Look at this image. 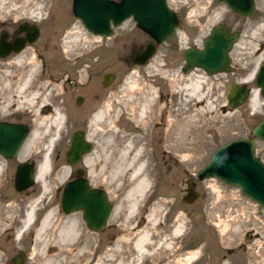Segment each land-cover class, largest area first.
I'll use <instances>...</instances> for the list:
<instances>
[{
    "label": "rangeland",
    "instance_id": "rangeland-1",
    "mask_svg": "<svg viewBox=\"0 0 264 264\" xmlns=\"http://www.w3.org/2000/svg\"><path fill=\"white\" fill-rule=\"evenodd\" d=\"M19 3H28L31 7L38 5L35 0H1L0 13L15 11L11 6ZM168 3L178 16L177 30L166 42L158 44L154 55L150 57L151 64L162 68L160 74L163 76L156 74L157 68L152 66L140 72L136 68L132 69L134 72L128 70L126 56H130L149 40L132 20L116 28L114 36L103 37L100 72H114L117 75V84L112 88L111 97H108V91L104 99L105 107L104 104L103 107L99 106L105 112L103 121L89 118V124L84 127L79 122L62 124L56 133L51 115L59 109L63 116V109L59 105L63 103L61 99L64 95L55 98L53 93L60 92V85L55 87L54 84H48L47 79L39 77L40 68L34 54L27 53L21 64L13 63L4 67L3 72L0 71V118L6 119L18 113L30 125L25 143L29 139L32 142L27 156L21 158L23 145L16 161L29 158L40 161L49 140L54 138L49 160L57 166L54 172L46 175L45 190L40 182L35 181L32 187L18 195H15L12 184L5 182V174L1 169L0 185L4 183L1 187L12 198L3 202L0 196V264L12 258L19 249L28 251L26 264H41L46 258L58 264H115L119 260L127 262L129 259L132 264H155V258L163 251L158 242H163L168 224L174 227L182 221L186 226L191 223L194 225V233L188 238L186 233L184 242H194L190 250L197 252L192 258L195 264H264V207L243 195L236 186L227 185L217 178L201 181L196 177L198 170L217 147L231 139L252 137V128L264 119V97L259 90V101L254 106L249 98L240 106L232 108L226 97L231 83H243L241 80L247 78L253 69L256 71L260 65H264V51L253 36L257 24L263 18L259 10L260 0H255L251 17L232 12L219 0H168ZM65 9L68 10L64 19L67 31L76 30L80 33L79 38H82L81 42L76 43L77 51L69 54L83 52L84 44L91 42V35L71 14L70 3ZM219 12L221 15L215 18ZM218 23L240 32L229 54L230 70L206 75L202 69L194 68L189 74L182 73L180 67L184 64L183 51L190 46L201 47L202 39ZM68 43L67 49L73 42ZM78 61L75 66L86 62L84 57ZM144 70H148L147 73ZM200 76H204L200 87L193 91L185 88L190 80L196 82ZM77 78L79 81L85 79L83 73ZM72 79H75L74 75ZM245 83L255 89L253 78ZM157 92L163 96H172L173 103L168 99L167 102H157ZM149 94L154 97L153 103L156 106L151 105L150 116L143 119L138 112ZM31 96L34 98L28 104L26 100ZM129 96L133 99L131 109L128 107ZM43 104L51 107L49 113H42ZM132 119L143 123L133 133L138 135L132 139L142 150L139 160L144 163L143 174L149 184L142 196H135L136 209L128 211L131 200L127 192L133 188V183L125 182L117 188L111 181L110 171L122 144V138L118 136L131 134L134 128ZM107 127L111 129L104 134L103 130ZM34 128H37V133L32 135ZM78 128H86L90 142L93 143L92 151L87 154L92 157L89 182L91 186L102 187L113 204L108 226L103 233L87 229L80 211L65 217L58 211V188L74 176L72 168L82 167L81 162L75 165L65 162L70 135ZM113 129L118 130L114 139ZM151 136L156 147L152 143L150 145ZM59 141L61 145H58ZM151 148L158 152L166 150L167 153H159L161 156L155 159ZM111 151L114 162L108 165L106 173L101 174L102 159ZM57 152L59 157L56 158ZM255 155L264 162V141H255ZM174 158H177L176 162ZM189 179L195 183V191L198 193L191 203L183 200L189 193ZM31 205L35 207L34 215L41 210H45V213L53 210L50 228L39 239L41 241L34 238V230L38 226L34 224L15 238L20 222ZM66 218L76 223L78 234L69 242L61 244L54 230L57 231ZM143 231H148L150 241L146 245V254L137 259L132 244ZM180 238L174 237L171 241ZM116 244H119V251L112 257V247Z\"/></svg>",
    "mask_w": 264,
    "mask_h": 264
},
{
    "label": "water",
    "instance_id": "water-1",
    "mask_svg": "<svg viewBox=\"0 0 264 264\" xmlns=\"http://www.w3.org/2000/svg\"><path fill=\"white\" fill-rule=\"evenodd\" d=\"M237 14L251 17L255 0H219ZM72 11L83 27L92 35L112 37L116 28L131 19L135 25L151 37L144 49L134 53L133 63L143 64L156 51V45L167 41L175 32L178 16L170 8L168 0H73ZM240 36L239 31L225 24L214 25L202 39L201 47L191 46L184 50V74L200 68L208 75L230 70V51ZM112 77L104 76L106 80ZM254 86L264 97V65H260L254 76ZM245 83L233 82L228 86V105L236 108L243 104L251 93ZM29 134V126L23 123L0 119V156L6 159L17 157ZM264 141V119L252 128V137L232 139L219 146L210 159L198 170L197 179L217 178L228 185L236 186L240 192L264 207V162L255 156V140ZM91 151V143L82 133H74L70 147L66 150V162L74 165L82 155ZM189 193L183 200L191 203L198 193L195 183L189 179ZM35 183L33 167L28 162L18 164L14 177V188L22 192ZM61 206L65 213L83 210V219L92 231L101 229L113 209L102 189L90 188L88 180L77 170L76 178L65 183ZM18 264V256L13 259Z\"/></svg>",
    "mask_w": 264,
    "mask_h": 264
},
{
    "label": "flooded vegetation",
    "instance_id": "flooded-vegetation-1",
    "mask_svg": "<svg viewBox=\"0 0 264 264\" xmlns=\"http://www.w3.org/2000/svg\"><path fill=\"white\" fill-rule=\"evenodd\" d=\"M6 1L7 0H5V2ZM35 1H38V5H36L35 7L28 6L27 5L28 3H25L24 5L22 3H19L17 5L11 6V8L14 9L15 11L6 10V12L0 13V71L3 72L4 67H6L7 65H12L13 63L21 64L22 62L25 61V58L27 57V53H33L37 59V64L40 68L39 77L44 80L47 79V83L50 85L54 84L55 87H58V85H60V92L56 91V93H53V96L55 98L56 96L57 98L58 97L61 98V95H64V98L61 99L63 103L59 105L63 109V124L67 125V124H73L79 122L83 125V127L84 125L87 126L89 124V118H93L94 114L98 110H100L99 106L103 107L105 95L107 94V92L109 91L108 97H111L112 88H115L117 84L116 73L100 72L101 70L100 66L103 59V54L101 52L104 47L102 42L103 37L94 36L88 32L91 35V42L84 44L85 50L80 53L77 52L75 54L68 55L66 53L67 50L63 44L64 40L68 41L67 38L66 39L64 38L69 34V31H67V28L65 27L64 19H65V15L68 14L67 12L68 10L65 8L69 3H70V11L71 14L73 15V11H72L73 0H35ZM34 15L35 17H33ZM146 35L149 37V40L146 41L143 44V46L140 47L137 51H134L130 56H126L125 63L128 65V70L131 72L135 71L132 70L133 68H136L138 72L142 71V69L149 68L151 66L154 68H158L156 65L150 63V58L147 59L143 64L133 63L132 56L134 55V53L142 51L144 49L145 44L152 40L148 34ZM97 37H99V39ZM79 47L82 46L80 45ZM82 57L85 58L86 62H82L81 65L79 63L78 66H75L79 62L78 60L81 59ZM18 58L20 59V61H17ZM72 58H74V60ZM183 65L184 64H182L180 67L181 72ZM82 66L84 68H82ZM144 71L146 72L147 70ZM81 73H83L85 77L83 81H79L77 78ZM106 74H110L112 75V77L109 80H106L107 85L105 86L104 76ZM156 74H158L159 76H163V74H159L157 72ZM73 75L75 76V79H72ZM52 87L54 88V86ZM52 87L51 89H53ZM247 87L251 89V87H249L248 84ZM78 91L81 92L79 93ZM156 94L158 96L157 99H155L157 102H160L162 100L164 102L166 100L167 102L168 99L171 103H173L172 96L169 97L168 95L163 96V94L160 92H157ZM49 111H51V107L49 106H45L42 108V113H49ZM23 118L24 117H22L21 114L15 113L12 117L10 116L9 118L6 119H1V118L0 119L9 122L23 123L30 126L29 123L22 120ZM77 132H81L84 140L90 142L87 129L78 128L71 133L68 148L70 147V142L73 134ZM151 140H152V136L150 138V141ZM90 143H91V151H92L93 143L92 142ZM151 143L152 141L150 142V145ZM58 145H61L60 141L58 142ZM152 146L156 147L153 145V143ZM151 149H152L151 150L152 156L155 159L159 158V155L161 156V154H163L164 151H165L164 154L167 153L166 150H162L158 152L153 150L154 148ZM56 150H58V147H56ZM87 154L88 153L83 154L80 160V162L82 163V167L75 166L74 168H72V172L74 176H72L69 180L65 181L63 185L60 188H58V192L60 193V200L65 183L76 178L75 172L77 170H80L82 172V176L85 177L89 182V169H86V166H84L82 162ZM55 155L56 158L59 157L58 152ZM0 159L3 160L2 162L0 161V163H2L3 165L0 167V172L1 169L4 171V174L6 176V177L4 176L5 182L12 184L13 191L16 192L15 195L21 194L25 190L22 192H18L14 188V177L18 168V164L21 162H28L32 165L33 171L35 172L39 160L34 158H29L25 161H16L17 157L13 159H6L1 156ZM176 161L177 158H174V162ZM65 162H66V156H65ZM56 168L57 166H55V164L53 162L51 163L49 160L50 173L54 172ZM2 185H4V183L0 185V196L2 197L1 200H3V202H6L10 200L12 197L10 194L4 192L3 187H1ZM89 185L90 188L92 189L98 188L104 190L102 187L91 186L90 182ZM105 193L109 200L106 191ZM14 203L16 204V202ZM111 205L113 207L112 203ZM58 211L64 217L69 214L64 212L61 206V202L58 206ZM80 212L83 219L84 211L80 210ZM44 215H45V210H41L40 213L34 215V225H39ZM109 218L107 219L106 224L101 229L95 232L103 233L105 227L108 226ZM84 223L86 228L89 229L85 221ZM172 227L173 224H168L166 230L167 234L171 229H173ZM193 233H194V225H192L191 223L187 225V234H188L187 238L191 236V234ZM184 238L185 237L180 238L179 240L180 250L178 254L181 256L189 252L190 249L194 247L193 245L194 242L191 241L189 243H186L184 242L185 240ZM16 256H18V264H26L27 258L29 257L27 250L19 249L12 258L6 260L5 263L3 264H13V259ZM155 264H159V262H156Z\"/></svg>",
    "mask_w": 264,
    "mask_h": 264
},
{
    "label": "bare ground",
    "instance_id": "bare-ground-1",
    "mask_svg": "<svg viewBox=\"0 0 264 264\" xmlns=\"http://www.w3.org/2000/svg\"><path fill=\"white\" fill-rule=\"evenodd\" d=\"M259 10L262 13L263 18L257 24V26L253 32V36L255 37L258 44L260 45V49H262L264 51V0H260ZM220 15H221V12L216 14L215 18H219ZM79 35H80V33H78V31L71 29L69 31V34L64 38V39H66V38L68 39V41H66V40L63 41L64 47L66 48V50H67L66 52L68 55H69V53H73V52L77 51L78 46L76 45V43H79L82 41V38H79ZM68 42H73L70 45L69 49H67V47H69L68 45L70 44ZM17 61H20V59L18 58ZM160 69H162V68H160V67L157 68V73H159V74H160ZM147 71L146 72L144 71V72L147 73ZM191 72L192 71H190V73ZM255 72H256L255 69H253L249 73L248 77L242 79L241 81L248 82V81L252 80V78H254ZM206 75H207V73H206ZM203 77L204 76H200L198 79H196V82H193L192 80H190L189 84L185 88H189L192 91L194 89H197L198 86L200 87V85H201L200 83L204 81L203 79H201ZM150 85H151V83H150ZM130 88H133V87L130 86ZM32 98H34V97L31 96L29 99L26 100L28 102V104L31 103ZM127 100L129 101L128 107H130V109H131L133 99L131 96H129L127 98ZM153 100H154V97L152 95L149 94L146 96V99L144 100L145 102L142 103V106L140 107L139 112H138V115L140 118L145 119V118H148L150 116V111H151L150 106L151 105L156 106V103H153ZM250 100H251L253 106H254V104L258 103L259 96H258V90L257 89H252L251 94H250ZM45 106L46 105L43 104V105H41V108H43ZM104 107H105V104H104ZM104 115H105L104 109H100L94 114L92 119L94 121H97V122L103 121L105 119ZM51 118H52V123L54 124V128L56 130V133H58V131H60L61 125L63 124V116L60 113V110L54 111L53 114L51 115ZM131 122L134 123V128H133V130H131V134H129V135L125 134L122 136H118V137L122 138V141H121L122 144L119 147L120 149L118 150L117 160L115 161L114 164H112V169L110 171L111 181L113 184H115V186H117V188L122 187V185L125 182L132 181V183H133V188L127 192V195L130 197V200H131L129 207H128V211H133L134 209H136L137 204H136L135 196L136 197L138 195L142 196L146 187L149 184L148 180L146 178V175L143 174L144 163L140 162V160H139L142 150L137 145V143H135L132 139L134 136L138 135V134L134 135L133 133L137 132L136 129L141 127L143 125V123H141L140 120L135 121L133 119ZM109 123L112 124V121L110 120ZM39 124H41V123H39ZM110 129L111 128H108V127L105 128L103 130L104 134H106L105 132L110 131ZM112 132H113L112 139H114V136L116 134L118 135V130L116 131L113 129ZM36 133H37V128H34L32 131V135H35ZM28 135H27V137H28ZM127 135L130 137H128ZM27 137H26V140H27ZM109 137H111V136H109ZM53 139L54 138H51L49 140V145H47L46 148L44 149L43 157L38 162L37 168L35 171V181L40 182L42 184V187L44 190L46 189L45 178H46V175L50 172V169H49V152H50V148H51L50 146L53 143ZM31 142H32L31 139H29L26 143L24 142L25 144H23L24 147H23L22 152H21V158H24L27 156V150H28L29 146L31 145ZM111 155H112V151L110 153H108L104 159H102L104 161L100 166L101 174L106 173L107 170L109 169L108 165L111 164V162L112 163L114 162L112 160ZM130 155H132V156L130 157ZM82 162H83V165L88 167L89 171L91 172L92 168H90V165L92 163V157L90 155H87L86 157H84ZM68 165H71V164H68ZM0 167H1V163H0ZM76 172H75V177H76ZM76 211H80V210H76ZM34 212H35V207H34V205H31L27 209V212L25 213L23 219L20 222V228H19V230L16 231L15 238H18L21 235V233L23 231H25L26 228H28L29 226L33 227ZM73 212H75V211H73ZM73 212H70V213H73ZM52 218H53V210H48L45 213L44 217L41 219L37 228H35V230H34V238L36 240H39L40 238H42L44 236V234L47 232V229L50 228ZM61 218H64V217H61ZM149 220H151V219H149ZM185 226H186V224L184 225L183 221L179 222L178 224H176L173 227V229H171L168 232V234L167 233L164 234L165 236L163 238V242L161 240H158L161 242L157 241L159 245L160 244L162 245L161 250H163V251L159 252L160 255H158V257L155 258L157 262H164L165 261L164 264H193L194 263L195 260H193L192 258H194L196 256V254H197L196 251L190 250L189 252L186 253V255L184 257L181 258V255L178 254L179 250H180L179 239L177 241H175V240L171 241V238H174V237L183 238L186 236L187 229H185V233L183 232V229ZM186 228H187V226H186ZM54 232H56V237L59 240V243H61V244H65L66 242H69L72 238H74V236H76L78 234L76 223L73 220L68 219V218L64 219L62 224L58 227L57 231L54 230ZM39 241H41V240H39ZM39 241H38V243H39ZM148 241H150V234L148 233V231L141 232L134 239L133 244H132V248L135 251L137 259L138 258L140 259V257H143L144 254H146V245H147ZM120 242L121 241H118V243H120ZM118 251H119V244H116V246L112 247V254H110V256L113 257V255H116ZM112 257H110V258H112ZM41 264H58V263L54 262L52 259L46 258L41 262ZM115 264H132V261L130 259L127 260V262H122L121 260H119V261L115 262Z\"/></svg>",
    "mask_w": 264,
    "mask_h": 264
}]
</instances>
